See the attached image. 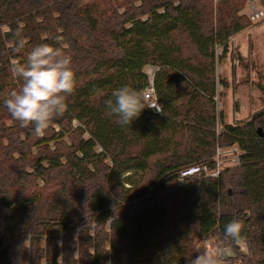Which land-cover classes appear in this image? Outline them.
Returning <instances> with one entry per match:
<instances>
[{
  "label": "trees",
  "instance_id": "1",
  "mask_svg": "<svg viewBox=\"0 0 264 264\" xmlns=\"http://www.w3.org/2000/svg\"><path fill=\"white\" fill-rule=\"evenodd\" d=\"M255 1L0 0V264H187L204 240L264 264V108L227 123L216 99L217 64ZM57 37L76 91L37 136L3 100L20 83L11 66ZM151 79L161 111L120 126L104 100L122 85L145 97ZM234 145L239 165L178 182ZM234 219L246 251L224 238Z\"/></svg>",
  "mask_w": 264,
  "mask_h": 264
},
{
  "label": "clouds",
  "instance_id": "2",
  "mask_svg": "<svg viewBox=\"0 0 264 264\" xmlns=\"http://www.w3.org/2000/svg\"><path fill=\"white\" fill-rule=\"evenodd\" d=\"M19 35V33H17ZM21 39L18 48H23ZM73 58L67 52L61 37L53 43H39L28 52L23 62L11 66V74L20 83L3 100L10 116L21 127H32L35 135L44 134L51 122L60 117L67 107V100L76 91V77L72 68ZM107 113L116 117V123L128 127L146 108H153L141 90L129 85L114 89L104 100ZM243 225L234 219L224 228L226 241L239 243ZM228 248L225 244L205 240L187 264H225Z\"/></svg>",
  "mask_w": 264,
  "mask_h": 264
},
{
  "label": "rangeland",
  "instance_id": "3",
  "mask_svg": "<svg viewBox=\"0 0 264 264\" xmlns=\"http://www.w3.org/2000/svg\"><path fill=\"white\" fill-rule=\"evenodd\" d=\"M253 8L261 13L259 18L252 19ZM244 12L251 26L231 39L227 56L217 64V75L226 84L218 82L217 105L227 123L246 121L264 108V4L250 2ZM153 70L151 66L146 68L149 74Z\"/></svg>",
  "mask_w": 264,
  "mask_h": 264
},
{
  "label": "built area",
  "instance_id": "4",
  "mask_svg": "<svg viewBox=\"0 0 264 264\" xmlns=\"http://www.w3.org/2000/svg\"><path fill=\"white\" fill-rule=\"evenodd\" d=\"M253 9L254 10H253V13L251 16L252 19L259 18L261 13H259V11L257 9H255V8H253ZM153 72H154V70H153ZM150 75L152 78L153 73ZM151 82H152V79H151ZM145 98H146L147 102L153 106V108H150V109H152L155 113H159L161 111L160 105H159L157 97H156L153 82H152L151 86L146 90ZM241 154H242V151L238 145H234L231 147H220V146H218L216 153H215V156H214V164H215L214 167H210V165L207 163L194 164V165L184 167L179 172L178 182L180 184L184 183L188 178H191V177H194V176L200 175V174H203L207 177L218 178L220 176L221 170L223 168H225L227 166L230 167V166H235V165L240 164ZM209 242L214 243V244L217 243L214 241H209ZM201 244H200V246H201ZM219 244H225L228 248V255L226 257L225 264H235L233 262V258L236 256L237 249L227 242H220ZM200 246H199V248H200ZM238 248L240 251H246L247 245L245 242H241L238 244Z\"/></svg>",
  "mask_w": 264,
  "mask_h": 264
},
{
  "label": "water",
  "instance_id": "5",
  "mask_svg": "<svg viewBox=\"0 0 264 264\" xmlns=\"http://www.w3.org/2000/svg\"><path fill=\"white\" fill-rule=\"evenodd\" d=\"M259 131L261 132V129H259Z\"/></svg>",
  "mask_w": 264,
  "mask_h": 264
}]
</instances>
